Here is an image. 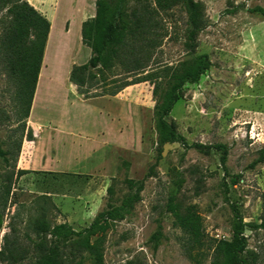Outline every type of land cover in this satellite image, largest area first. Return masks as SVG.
Wrapping results in <instances>:
<instances>
[{
    "label": "rangeland",
    "instance_id": "rangeland-1",
    "mask_svg": "<svg viewBox=\"0 0 264 264\" xmlns=\"http://www.w3.org/2000/svg\"><path fill=\"white\" fill-rule=\"evenodd\" d=\"M4 1L0 0V40L9 22L7 9L1 8ZM95 1L43 0L56 11L49 67L59 68L62 74L59 82H53L45 80L43 73L31 113L41 130L30 118L26 120L20 152L17 143L22 127L17 115L16 81L0 51V143L9 159L6 162L0 157V193L4 186L10 189L8 200L0 206L4 215L0 251L6 243L28 250L19 263L0 264L34 263L29 242L35 238L31 221L42 207L52 224L68 223L81 230L107 207V189L112 183L116 193L111 203L119 205L128 193L124 179H142L154 163V107L163 97L166 79L128 86L115 96L84 99L65 78L69 64H84L91 55L90 48L77 40V22L84 4L86 10L96 11ZM196 1L203 6L206 25L197 38L195 54H207L212 66L199 83L186 86L170 119L189 144L227 145L229 175L215 149L204 153L179 143L166 144L155 174L146 180L141 201L107 232L106 264H196L185 252V234L174 226L166 211L168 198L173 195L183 206L196 207L208 238H231V204L239 207L245 222L260 223L264 163L253 162L264 147V18L247 9L264 7V0ZM149 2L154 6L152 0ZM240 4L245 8L230 13ZM157 18L159 47L153 57L156 65L150 71L188 58L184 9L175 6L159 11ZM69 20L71 34L65 37L61 31ZM121 72L117 70L119 81L107 88L125 80ZM19 170L28 173L19 176ZM158 231L161 235L154 240ZM245 236L248 247L244 264H264V230L246 228ZM83 261L94 264L86 253ZM210 262L208 249L201 264ZM66 264H74L72 258H67Z\"/></svg>",
    "mask_w": 264,
    "mask_h": 264
},
{
    "label": "trees",
    "instance_id": "trees-1",
    "mask_svg": "<svg viewBox=\"0 0 264 264\" xmlns=\"http://www.w3.org/2000/svg\"><path fill=\"white\" fill-rule=\"evenodd\" d=\"M96 0L95 16L82 23V44L91 50L89 60L81 65H74L69 81L76 86L78 94L84 99L102 96H115L128 86L144 83L158 78L167 80L162 99L154 107L155 130L157 134L154 163L140 179L126 177L123 181L128 189L127 195L119 205H113L116 190L112 183L108 189L107 207L98 213L88 227L74 229L68 223L52 224L47 218L45 207L31 221V230L35 238H30V247L35 254L33 264H66L72 258L74 264H83V254H88L94 264H106L104 244L107 232L115 222L122 220L142 199L146 180L155 174L163 147L166 144L179 143L186 149L194 148L208 153L215 149L220 152V161L226 175L229 148L225 144L204 145L189 144L178 131L176 123L170 119L175 105L183 98L187 85L199 83L212 66L207 54H195L197 38L205 28L203 6L196 0ZM249 1V0H247ZM181 6L187 16L184 46L188 58L177 65L164 66L160 70H152L155 50L159 47L158 30L159 11H168ZM7 9L9 22L5 27L0 51L5 59L6 67L16 81V100L19 104L17 112L21 129V140L17 143L20 152L26 120L30 117L32 103L41 71L44 52L50 33V21L27 0H5L1 5ZM245 8V4L236 6L230 13ZM252 14L264 18V7L255 6L247 9ZM122 70L125 80L113 88H107L118 82L117 70ZM104 87V88H102ZM102 88V90H99ZM32 140L31 136L28 137ZM8 152L1 148L0 157L9 162ZM264 163V147L259 150L253 165ZM124 165L129 166L128 162ZM28 173L19 170V176ZM79 176L76 174H66ZM238 178V176H237ZM116 178H112L115 181ZM226 190L228 185L226 184ZM0 193V206L8 200L10 189L4 186ZM5 200V202H4ZM4 202V203H2ZM233 221L230 239L208 238L204 231L201 214L193 205L183 206L176 196H170L166 203V211L173 218V224L186 236L185 252L196 264L209 249L210 264H244V255L248 247L246 228L264 230V193L262 194V213L260 223H247L236 204H231ZM4 215L0 209V232L3 229ZM161 235H154L157 240ZM7 242V237H6ZM28 250L7 246L0 251V261L19 263ZM79 258V260H77Z\"/></svg>",
    "mask_w": 264,
    "mask_h": 264
},
{
    "label": "crops",
    "instance_id": "crops-1",
    "mask_svg": "<svg viewBox=\"0 0 264 264\" xmlns=\"http://www.w3.org/2000/svg\"><path fill=\"white\" fill-rule=\"evenodd\" d=\"M30 4L35 8L37 9L40 13H42L51 23V28H50V33H49V36H48V40H47V44H46V48H45V52H44V58H43V63H42V67H41V71H40V74H39V79H38V83H37V87H36V91H35V95H34V100H33V103H32V108H31V113L32 111L34 110L35 108V105L37 103V99H38V94H39V90L41 88V81H42V77H43V73H45L46 75V79L45 80H50V81H53V82H59V78H60V75L62 74L61 72H59V68L58 69H55V70H52L50 67H49V51H50V48H51V45L54 43L55 41V35H54V26H53V21H52V18L54 17V14L56 11L52 10L49 6L45 5L43 3V0L40 1V3H33V2H30ZM95 16V10L94 8L90 9V10H86V6L84 4V7L81 8V11H80V18L77 22V40L79 39V41L82 42V38H81V27H82V23L86 20H88L89 18H92ZM71 25V21H67L66 22V27L65 29H63L61 31V35L62 36H69L71 34V32L69 31V27ZM83 45V44H82ZM90 56L88 57V60H89ZM74 65H77V64H69L67 66V68L65 69L64 71V74H65V78L66 80L69 79V75H70V72H71V69ZM64 70V69H63ZM72 84V83H71ZM75 88L76 86L73 85ZM97 98H106L104 96L102 97H97ZM31 113H30V120H31V123L36 125V128L38 130H41V124L40 123H36L34 122L33 118L31 117ZM25 157V156H24Z\"/></svg>",
    "mask_w": 264,
    "mask_h": 264
},
{
    "label": "built area",
    "instance_id": "built-area-1",
    "mask_svg": "<svg viewBox=\"0 0 264 264\" xmlns=\"http://www.w3.org/2000/svg\"><path fill=\"white\" fill-rule=\"evenodd\" d=\"M219 239H225V238H219Z\"/></svg>",
    "mask_w": 264,
    "mask_h": 264
}]
</instances>
